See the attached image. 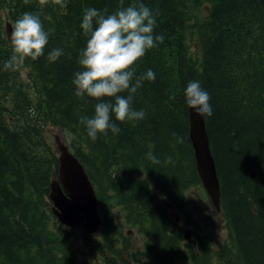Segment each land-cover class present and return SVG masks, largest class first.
<instances>
[{
    "label": "trees",
    "instance_id": "trees-1",
    "mask_svg": "<svg viewBox=\"0 0 264 264\" xmlns=\"http://www.w3.org/2000/svg\"><path fill=\"white\" fill-rule=\"evenodd\" d=\"M134 2L65 0L62 7L52 0H0V264H79V252L46 200L58 164L51 128L83 164L98 197L104 221L98 238L88 235L93 264L142 258L153 264H264V0H141L156 18L153 35L164 36L133 66L135 77L155 73L132 99V108L146 115L124 122L113 116L119 133H99L93 141L80 119L91 118L98 101L77 97L72 82L89 38L80 27L83 14L95 8L107 16ZM25 12L39 16L48 44L36 60L5 70L13 49L4 22L14 25ZM56 48L63 55L50 62ZM190 81L200 82L213 109L205 125L226 229L217 243L201 223L195 244L184 242L175 221L184 212L198 225L193 203L198 195L207 201L197 191L189 140L184 89ZM129 229L140 236L141 248L132 247Z\"/></svg>",
    "mask_w": 264,
    "mask_h": 264
},
{
    "label": "clouds",
    "instance_id": "clouds-1",
    "mask_svg": "<svg viewBox=\"0 0 264 264\" xmlns=\"http://www.w3.org/2000/svg\"><path fill=\"white\" fill-rule=\"evenodd\" d=\"M49 0H39L46 5ZM54 4L65 6V0H52ZM29 3V0H24ZM123 5V0H120ZM107 12V10H105ZM156 18L152 11L141 0L128 7L118 8L116 12L105 15L95 8H88L83 14L80 25L89 38L86 47L79 54L78 64L81 68L74 74L73 85L77 97L96 99L94 115L91 118L81 117L88 137L95 141L99 133L107 134L110 130L118 134L119 127L112 122L138 121L145 117L143 110L132 108V99L144 80L154 81L155 73L148 70L135 77L134 64L140 60L147 50L163 43L164 36H154L153 29ZM49 33L38 15L25 12L14 21L11 32L12 57L4 62L5 70L14 67L25 58L36 60L44 54L48 44ZM63 50L56 48L49 52L47 59L56 61ZM135 78V79H134ZM127 91V97L120 93ZM104 98H112V102ZM185 104L198 116L210 117L213 113L209 93L201 87L199 81H190L184 89ZM176 136L177 143H183V137ZM147 157L158 163L151 152ZM171 162V158H169Z\"/></svg>",
    "mask_w": 264,
    "mask_h": 264
},
{
    "label": "water",
    "instance_id": "water-1",
    "mask_svg": "<svg viewBox=\"0 0 264 264\" xmlns=\"http://www.w3.org/2000/svg\"><path fill=\"white\" fill-rule=\"evenodd\" d=\"M11 25L5 24V33L11 41ZM188 108V107H187ZM189 140L192 145L197 175L208 195L211 204L220 210V185L216 173L215 162L211 154L206 131L205 117L198 116L188 108ZM57 151L58 173L48 185L50 211L58 222L68 228H77L89 234L98 231L104 217L99 212L98 198L83 164L69 150L59 135L54 136ZM189 230L184 237L188 238Z\"/></svg>",
    "mask_w": 264,
    "mask_h": 264
},
{
    "label": "rangeland",
    "instance_id": "rangeland-1",
    "mask_svg": "<svg viewBox=\"0 0 264 264\" xmlns=\"http://www.w3.org/2000/svg\"><path fill=\"white\" fill-rule=\"evenodd\" d=\"M205 12V10H203L201 12V15ZM251 33V32H250ZM21 73H24V71L22 69H20ZM49 134L51 135V139H52V144L55 146L54 144V136L55 135H59L60 131L57 128H51L49 130ZM197 191L201 194L204 192V190L202 189V187L200 186L199 188H197ZM191 197V196H189ZM193 209L194 212L197 210V212H200L201 208L200 206L196 207L195 202L193 203ZM114 213H118L115 209H113ZM205 213H207V210H205ZM118 216L114 217V220L118 223H121V218H119V213L117 214ZM208 222H210L211 225L208 226V231L209 234L211 236L214 237V242L217 243V241H224L226 239V229L224 226V222L222 220V217L220 215V213L216 216L215 219H208ZM57 225H61L59 222L57 223ZM62 226V225H61ZM63 228V232L66 234V236L69 238V240L71 241L72 245H73V249L77 250L79 253L77 255V262L79 264H93L91 258L95 257L94 254V249L92 247L90 238L85 239L84 235L81 233V231L77 228H67L65 226H62ZM128 228L127 226L124 227V231H126ZM98 232L93 233L91 236L98 238ZM131 236L133 237L132 239V247H139L141 248V243H139L140 241V236L135 232V230H132L131 232ZM186 241V240H185ZM90 252V256H87V253ZM151 264L150 260H146L145 258H142L138 263L139 264Z\"/></svg>",
    "mask_w": 264,
    "mask_h": 264
},
{
    "label": "flooded vegetation",
    "instance_id": "flooded-vegetation-1",
    "mask_svg": "<svg viewBox=\"0 0 264 264\" xmlns=\"http://www.w3.org/2000/svg\"><path fill=\"white\" fill-rule=\"evenodd\" d=\"M198 205L200 206V208H201V210H202V213L203 214H208V215H210L213 219H215L216 218V214H217V212L216 211H214V210H212L211 208H210V206H209V202L208 201H204V200H202L201 198H200V196H198ZM205 210H207V213H205ZM180 220H182L181 222V226L184 228V227H186V228H190V230H191V233H192V231H193V229H194V226H192V225H189V224H187V223H185L184 222V220H183V217L181 216L180 217ZM201 223V222H200ZM203 225L204 226H206V222L205 221H203Z\"/></svg>",
    "mask_w": 264,
    "mask_h": 264
},
{
    "label": "bare ground",
    "instance_id": "bare-ground-1",
    "mask_svg": "<svg viewBox=\"0 0 264 264\" xmlns=\"http://www.w3.org/2000/svg\"><path fill=\"white\" fill-rule=\"evenodd\" d=\"M146 4V3H145ZM237 21V20H236ZM218 34V33H217ZM199 181V180H198Z\"/></svg>",
    "mask_w": 264,
    "mask_h": 264
}]
</instances>
